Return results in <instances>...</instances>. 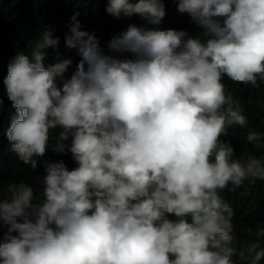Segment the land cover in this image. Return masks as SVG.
Segmentation results:
<instances>
[{"label": "clouds", "instance_id": "1", "mask_svg": "<svg viewBox=\"0 0 264 264\" xmlns=\"http://www.w3.org/2000/svg\"><path fill=\"white\" fill-rule=\"evenodd\" d=\"M174 2L200 34L130 24L105 51L73 15L64 45L79 60L70 75L71 58L45 63L60 44L47 26L30 55L10 61L2 83L15 115L0 136L32 172L50 141L75 167L45 160L33 183L5 184L0 171V264L264 260V225L242 241L222 196L264 181V153L237 156L225 139L248 118L224 82L264 83V0ZM106 4L114 18L153 26L166 14L164 0ZM245 139L264 148L254 129Z\"/></svg>", "mask_w": 264, "mask_h": 264}, {"label": "trees", "instance_id": "2", "mask_svg": "<svg viewBox=\"0 0 264 264\" xmlns=\"http://www.w3.org/2000/svg\"><path fill=\"white\" fill-rule=\"evenodd\" d=\"M106 0H0V126L6 129L15 115L7 98L3 79L7 76L10 61L18 54L30 55L32 46L42 35L45 26L52 29L53 37H58L60 44L57 50L47 49L46 64L52 63L57 55L60 58H71L73 61L67 75H70L78 62L79 57L75 50L65 48L64 38L70 35L69 29L73 24L71 18L77 16L81 30L95 34L101 47L107 51V42L113 37L123 33L130 24L144 29L156 30H184L195 37L201 29L193 23L186 14L177 12L174 0H164L165 17L158 26L147 24L138 16L114 18L105 11ZM227 90L232 92L248 118V128L244 130L232 129L225 139H229L237 156L246 154L264 153V148H256L249 144L245 137L248 130H256L264 135V83L259 89L251 86L237 85L225 78ZM67 143V142H66ZM56 144L50 141L47 153L39 159L36 172L24 166L11 151V145L6 137L0 136V171L5 184L9 181L23 180L33 183L42 178L45 160L57 162L63 160L69 169L75 167L70 153L54 152ZM39 176V177H38ZM231 187V185H229ZM223 198L233 208L235 216L233 223L237 235L242 241L256 239L254 233L258 224L264 225V181H244L235 191L225 190ZM247 229H252L248 232ZM3 231H7L5 227ZM264 241V238H262ZM264 246V242H262ZM264 264V260L261 261Z\"/></svg>", "mask_w": 264, "mask_h": 264}]
</instances>
